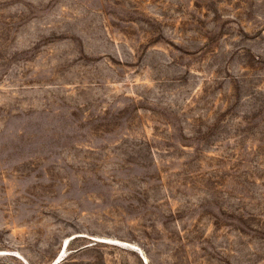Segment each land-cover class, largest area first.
<instances>
[{
	"label": "rangeland",
	"instance_id": "1",
	"mask_svg": "<svg viewBox=\"0 0 264 264\" xmlns=\"http://www.w3.org/2000/svg\"><path fill=\"white\" fill-rule=\"evenodd\" d=\"M60 256L264 264V0H0V264Z\"/></svg>",
	"mask_w": 264,
	"mask_h": 264
},
{
	"label": "bare ground",
	"instance_id": "2",
	"mask_svg": "<svg viewBox=\"0 0 264 264\" xmlns=\"http://www.w3.org/2000/svg\"><path fill=\"white\" fill-rule=\"evenodd\" d=\"M68 241H69V240H67L66 243H65V245H64V251H66V248H67V245H68ZM64 253H65V252H64ZM61 259H62V257L60 256L59 259H57V260H61ZM58 262H59V261H58Z\"/></svg>",
	"mask_w": 264,
	"mask_h": 264
},
{
	"label": "trees",
	"instance_id": "3",
	"mask_svg": "<svg viewBox=\"0 0 264 264\" xmlns=\"http://www.w3.org/2000/svg\"><path fill=\"white\" fill-rule=\"evenodd\" d=\"M65 260V258L61 259V261ZM61 261L57 262L56 264H59Z\"/></svg>",
	"mask_w": 264,
	"mask_h": 264
},
{
	"label": "water",
	"instance_id": "4",
	"mask_svg": "<svg viewBox=\"0 0 264 264\" xmlns=\"http://www.w3.org/2000/svg\"><path fill=\"white\" fill-rule=\"evenodd\" d=\"M58 261H60V260H56V261H54L52 264H56Z\"/></svg>",
	"mask_w": 264,
	"mask_h": 264
}]
</instances>
